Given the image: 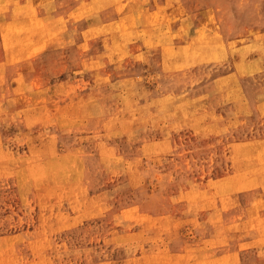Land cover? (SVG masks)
Here are the masks:
<instances>
[{
  "label": "rangeland",
  "instance_id": "rangeland-1",
  "mask_svg": "<svg viewBox=\"0 0 264 264\" xmlns=\"http://www.w3.org/2000/svg\"><path fill=\"white\" fill-rule=\"evenodd\" d=\"M0 264H264V0H0Z\"/></svg>",
  "mask_w": 264,
  "mask_h": 264
}]
</instances>
